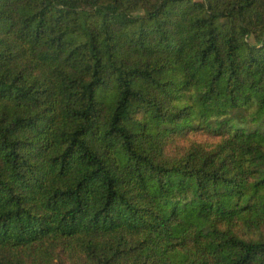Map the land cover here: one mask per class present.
Returning a JSON list of instances; mask_svg holds the SVG:
<instances>
[{"label": "trees", "instance_id": "obj_1", "mask_svg": "<svg viewBox=\"0 0 264 264\" xmlns=\"http://www.w3.org/2000/svg\"><path fill=\"white\" fill-rule=\"evenodd\" d=\"M0 264H264V0H0Z\"/></svg>", "mask_w": 264, "mask_h": 264}]
</instances>
